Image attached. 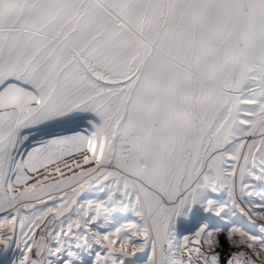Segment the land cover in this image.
Listing matches in <instances>:
<instances>
[{
  "label": "snow or ice",
  "instance_id": "snow-or-ice-1",
  "mask_svg": "<svg viewBox=\"0 0 264 264\" xmlns=\"http://www.w3.org/2000/svg\"><path fill=\"white\" fill-rule=\"evenodd\" d=\"M75 152L83 170L15 190ZM250 177L264 181V0H0V242L19 228L18 264H77L65 237L99 246L92 264H221L201 213L231 210L211 193L237 178L251 196ZM94 185L105 199L81 202ZM58 220L54 245L36 241ZM228 239L223 264L264 258V234Z\"/></svg>",
  "mask_w": 264,
  "mask_h": 264
},
{
  "label": "rangeland",
  "instance_id": "rangeland-1",
  "mask_svg": "<svg viewBox=\"0 0 264 264\" xmlns=\"http://www.w3.org/2000/svg\"><path fill=\"white\" fill-rule=\"evenodd\" d=\"M84 128H85V126L83 127L82 130H76V131H83ZM33 132H38V131H36L34 129ZM71 134H72V131H66L60 135H71ZM48 138L49 137H47V139ZM78 153L79 152L75 153L76 155H78L77 161L71 162L69 159L73 156H71V155L67 156L61 161V163H58L57 165L50 166L47 170H44V171L42 170L43 172L40 174V176L38 178L33 177V179L29 180L27 184H29V183L32 184L33 182L36 183L37 180H41L43 183H53L56 180L65 179V178L73 175L74 172H79L80 169L78 171L76 169L75 171H73L71 173V171H67L68 167L65 166V165L70 166L72 163H77V162L82 163L83 162L82 154L81 153L78 154ZM66 159H68V160H66ZM86 166H87L86 168L92 167V165H86ZM55 167H59L60 169H62L64 175L61 176L59 173H56L54 171ZM49 173H51L50 177L48 176L49 179L43 180L42 179L43 176H47ZM47 181H49V182H47ZM247 183L249 184L248 191L252 192L251 196H248V195L241 192L238 178H237L235 190L233 191V195L231 198L229 197V192H228L227 187L220 188L219 193L216 195H213L211 193V198H213L215 200H217V198H218L221 200V202H225V201L228 202L231 210H226L225 214L221 213L220 216H216L214 213H212V214L211 213H205L204 215H201L202 217H206V219L202 220L201 223L203 225H205L206 223H209V224L211 223V225L208 226V228L213 233L218 232V231L220 232L221 230H223L221 233V236L217 237L220 240V243L222 246L219 249V251L221 253V264H223V262L227 260L229 252L233 250L231 244H228V241L226 240V239H228V237H229V235L233 229H236V228L240 229L241 228L240 231L245 232L246 236L247 235H256L257 237H259L262 234H264V195H258L257 194V193L264 194V181L256 180V179L250 177V178H248ZM27 184H25V185H27ZM87 189L85 188L84 192L87 191ZM83 193H82V197H83ZM45 199H46V197H45ZM96 199H105V197H104L103 193L98 191V196ZM233 199L235 200V203H236V205H238V207H235L232 205ZM52 205H53L52 201H49L48 206H52ZM39 206H41L40 208L43 207L42 205H37V210L40 209ZM119 215L123 216V214H119ZM229 216L231 217V220L229 219ZM73 218H75V217H73ZM121 222H123V221L121 220ZM59 223H60V221L58 220L52 224H45L44 226H42L41 229H38L36 231V236H35L36 241L42 242L44 245H54L55 244V236L52 234V229L57 228ZM187 224L188 223H185L184 228L181 230L182 235H191L190 233L187 234L185 232V231H187V230H185V229H187V227L188 228L191 227L192 232H194L196 230V228L198 227V225H194V224H188L189 226H186ZM95 230H103V229H98V228L92 229V231H95ZM108 230H111V229H108ZM74 231H76V230L74 229ZM61 242H62L64 249H65V255H66L67 251H71V252L76 254L74 258L77 259V264H92V261L95 260V252L101 251L99 246H97L94 242L91 243V247L81 246L79 248L77 247L76 241L74 238L72 240H69L67 237H65V238H62ZM80 244L83 245V242L80 241ZM69 245H71V246L69 247ZM238 250L243 251L245 249L241 248ZM250 252H252V251H250ZM33 253H35V248L33 249ZM144 256H145V253L137 252L135 256L127 257L126 261H136L137 264H143L142 259H138V258H143ZM258 258L261 259L262 261H264V258H260V257H258ZM250 259H251V257H250ZM15 261H16L15 263L18 264L19 260H15Z\"/></svg>",
  "mask_w": 264,
  "mask_h": 264
},
{
  "label": "bare ground",
  "instance_id": "bare-ground-1",
  "mask_svg": "<svg viewBox=\"0 0 264 264\" xmlns=\"http://www.w3.org/2000/svg\"><path fill=\"white\" fill-rule=\"evenodd\" d=\"M85 125L82 123L81 125H80V127L79 128H75V129H62V128H57V129H55L54 131H55V133L56 134H62V133H64V132H66V131H76V130H82L83 129V127H84ZM41 127H43V126H41ZM33 134L35 135V137H36V139L37 140H39V139H47V137L48 136H45V135H43L41 132H33ZM31 143V145H33L34 146V144H35V141H31L30 142ZM27 146H25V148H26ZM25 148H20V152L21 153H23L24 151H25ZM75 153H77V152H75ZM75 153H73L71 156H73V157H71L69 160L72 162V161H77V159H78V155H76ZM79 154V153H78ZM21 157L18 155L17 156V159H20ZM66 160H68V159H66ZM59 163H61V162H59ZM67 164V163H66ZM81 164H83V162L81 163ZM71 167H72V169H73V171H75L76 169H77V171L79 170V168H75V163H72L71 165H70ZM87 166L86 165H84V168H86ZM62 170V169H61ZM81 170H83V169H80V171ZM44 171V170H43ZM43 171H41L40 173H29V175L30 176H32V177H39L40 176V174L43 172ZM67 171H69V168H68V170ZM73 171H71V173L73 172ZM45 173V172H44ZM46 174V173H45ZM50 177V176H49ZM36 178V179H37ZM42 178V177H41ZM40 179V178H39ZM49 179V178H48ZM47 182H49V181H47ZM34 183V182H33ZM31 183H29V184H27V185H25V184H20V185H15L14 184V188H15V190L17 191V192H19V191H22L24 188H26V187H28L29 185H30ZM87 189V188H86ZM219 193V191H217L216 193H212L213 195H216V194H218ZM97 196H98V190H97V187L94 185V186H92V187H88V189H87V191H85L84 193H83V199H82V201L81 202H83V200H97L96 198H97ZM219 197V196H218ZM215 200V199H214ZM217 201H219V202H221V200L220 199H218L217 198ZM49 202V201H48ZM53 203V202H52ZM41 206H39V208H40ZM9 211H11V210H9ZM31 213V210H28L27 212H25V210H23V209H21V215H26V214H30ZM14 214V213H13ZM205 213H201V215H204ZM212 214V213H211ZM225 214V213H224ZM229 214V213H228ZM8 215V213L7 212H0V237H5L9 232H11L12 231V224H11V222H8V223H3L2 222V220H3V217H5V216H7ZM228 218V217H227ZM229 219L231 220V217L229 216ZM207 221V220H206ZM209 221V220H208ZM232 223V222H231ZM205 225H207V227L208 226H210L211 225V223L209 224V223H206ZM186 226H189L188 224L186 225ZM225 226V225H224ZM236 227V226H235ZM194 228V227H193ZM187 229H188V227H187ZM190 229H192L191 227H190ZM237 229V228H236ZM237 230H241V228L240 229H237ZM95 231H97V230H95ZM222 231L223 230H221L220 232L218 231V232H214L213 234H214V236L215 237H219V236H221V233H222ZM187 234H192V231L191 232H189V231H185ZM229 238V237H228ZM233 239H239L240 237H239V235L237 234V235H235V236H233L232 237ZM22 239V237H21V234H20V230H19V228H17V230H16V234H15V236L14 237H12V238H9V239H5L3 242H0V264H16L15 262V260H20V259H22V256H21V249H23V244H20V247L18 248L17 247V244L19 243V241ZM227 241H228V244H230V242H229V239H226ZM6 245H8V247H6ZM190 247H193V245H189ZM246 247V246H245ZM250 251H259V249H253V250H250ZM194 259V258H193ZM251 260L252 261H254L255 262V264H264V261H262L261 259H259L258 257H255V256H251Z\"/></svg>",
  "mask_w": 264,
  "mask_h": 264
}]
</instances>
